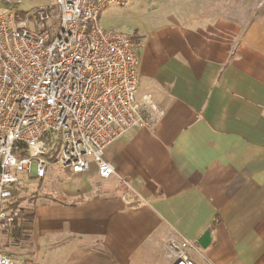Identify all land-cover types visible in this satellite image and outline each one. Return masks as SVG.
Masks as SVG:
<instances>
[{
    "label": "crops",
    "instance_id": "1",
    "mask_svg": "<svg viewBox=\"0 0 264 264\" xmlns=\"http://www.w3.org/2000/svg\"><path fill=\"white\" fill-rule=\"evenodd\" d=\"M123 19L154 121L105 150L110 178L66 171L10 240L34 264H131L209 229L195 264H264V1L131 0Z\"/></svg>",
    "mask_w": 264,
    "mask_h": 264
},
{
    "label": "built area",
    "instance_id": "2",
    "mask_svg": "<svg viewBox=\"0 0 264 264\" xmlns=\"http://www.w3.org/2000/svg\"><path fill=\"white\" fill-rule=\"evenodd\" d=\"M130 2L51 0L25 15L0 11V238L13 239L24 223L13 206L22 184L46 178L51 165L70 174L94 166L106 180L114 167L105 150L154 121L150 99L137 95L136 43L98 22L108 7ZM195 244L170 239L167 264H195ZM1 246L0 264H34Z\"/></svg>",
    "mask_w": 264,
    "mask_h": 264
},
{
    "label": "rangeland",
    "instance_id": "3",
    "mask_svg": "<svg viewBox=\"0 0 264 264\" xmlns=\"http://www.w3.org/2000/svg\"><path fill=\"white\" fill-rule=\"evenodd\" d=\"M5 1H9L10 4H5ZM140 2L142 1H139V3ZM50 4L51 0H0V10H16V12L19 13H28L37 9L39 6L46 7ZM128 7H108L99 16L98 22L100 26L104 29L109 27L122 28L124 30L128 29V25L124 23L127 22V20L123 19V11L128 10ZM130 8H132V5ZM142 15L143 13L134 14V19L132 21L137 24V28H140V25H142L144 22H146V24L149 22L152 25L153 16L144 17L143 15V17H141ZM66 177V171L64 169L57 165H51L49 167V175L46 179L41 180V184H39L38 179H32L22 184L21 187L18 188L16 200L20 199L19 205L21 210L24 212V215L29 214L36 205L49 200L48 197H56L57 187L55 184L62 178L66 179ZM0 244L2 245L0 246L5 251V253L10 256L12 255L25 259L28 256V252H30V254H35L34 258L37 256V246L33 244V240L31 241L29 238L21 236V232L18 235L17 240L11 241L9 238H7V236L1 237ZM167 254V241H164L160 247L158 255L154 256V260H152V258L149 259L146 254H142L141 258H139L141 261L132 260L131 264H166L168 263ZM191 256L192 258H195L192 253Z\"/></svg>",
    "mask_w": 264,
    "mask_h": 264
},
{
    "label": "water",
    "instance_id": "4",
    "mask_svg": "<svg viewBox=\"0 0 264 264\" xmlns=\"http://www.w3.org/2000/svg\"><path fill=\"white\" fill-rule=\"evenodd\" d=\"M211 241V233L210 230H206L205 232L200 235L197 239L196 243L201 249H206Z\"/></svg>",
    "mask_w": 264,
    "mask_h": 264
},
{
    "label": "trees",
    "instance_id": "5",
    "mask_svg": "<svg viewBox=\"0 0 264 264\" xmlns=\"http://www.w3.org/2000/svg\"><path fill=\"white\" fill-rule=\"evenodd\" d=\"M19 14L25 15L26 13H19ZM41 180H42L41 178L38 179L39 184H41V183H40ZM19 203H20V199H17V200L13 203V206H14V207H17V206L19 205ZM24 218H25V220H26L27 222H31V220H32V214H25V215H24Z\"/></svg>",
    "mask_w": 264,
    "mask_h": 264
}]
</instances>
